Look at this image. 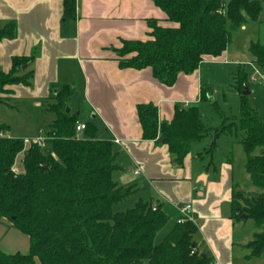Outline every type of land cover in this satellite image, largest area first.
I'll use <instances>...</instances> for the list:
<instances>
[{
  "label": "trees",
  "instance_id": "trees-1",
  "mask_svg": "<svg viewBox=\"0 0 264 264\" xmlns=\"http://www.w3.org/2000/svg\"><path fill=\"white\" fill-rule=\"evenodd\" d=\"M151 1L175 27L150 22V41L124 42L117 54L122 69H151L154 78L169 88L181 74L193 75L206 57L220 58L231 46L234 33L250 23L263 22V5L255 0ZM76 13L77 0H64V19L76 20ZM16 35L15 23L0 28V42ZM247 52L251 63L264 72V44L251 42ZM31 63L32 58L17 57L9 73L0 71V106L7 104L3 97L10 94L8 88L31 85ZM250 78L247 69L238 66L234 88L241 98L240 117L217 130L203 124L196 106L177 109L170 124H160L154 105L138 107L144 140L166 146L181 167L192 146L212 132L215 141L207 152L209 166L223 135L233 129L241 135L244 170L256 191L246 194L234 188L231 219L252 221L258 231L246 246L251 251L246 260L264 256V120L244 95L245 87L250 91ZM73 95L64 87L48 106L56 119L42 133L44 147L9 138L5 133L11 128L0 125V223L9 222L30 239L28 254L8 255L0 248V264H212L210 255L198 248L199 228L194 221L178 223L156 245L158 233L170 221L162 207L139 202L125 213H114L117 205L138 190L114 181L119 167L112 144L98 138L93 124L83 137L76 138L79 117L67 113ZM206 100L203 91L202 101ZM229 163L234 167L233 157Z\"/></svg>",
  "mask_w": 264,
  "mask_h": 264
},
{
  "label": "crops",
  "instance_id": "crops-1",
  "mask_svg": "<svg viewBox=\"0 0 264 264\" xmlns=\"http://www.w3.org/2000/svg\"><path fill=\"white\" fill-rule=\"evenodd\" d=\"M76 16L73 21L64 19V0H0V28L11 23L17 28L15 39L0 42V71L9 73L13 59L19 57L32 58L33 72L30 86L8 88L7 104L2 106L13 109V104L24 103L48 111L55 93L69 87L74 93L69 107L79 123L88 126L91 123L80 118L90 117L98 138L112 144L119 167L114 181L138 190L132 197L135 206L144 202L162 207L170 218L168 234L182 219V209L190 206L199 228V250L216 264H236L239 226L231 219L234 167L225 161L217 166L214 160L209 166L193 152L197 143L184 166H178L166 146L144 140L138 116L139 106L154 105L160 124H170L177 109L199 107L203 91L208 93L204 68L230 63L228 50L220 58L206 57L193 75L181 74L169 88L154 78L151 69H122L117 54L124 42L150 41V22L175 27L153 1L77 0ZM237 61L233 63L238 68ZM0 248L8 255L28 254L30 239L3 221Z\"/></svg>",
  "mask_w": 264,
  "mask_h": 264
},
{
  "label": "rangeland",
  "instance_id": "rangeland-1",
  "mask_svg": "<svg viewBox=\"0 0 264 264\" xmlns=\"http://www.w3.org/2000/svg\"><path fill=\"white\" fill-rule=\"evenodd\" d=\"M255 1L261 2L264 8V0ZM258 41L264 44V20L260 23H250L245 28L233 34L231 46L226 54L230 63L225 65L215 64L204 68L203 87L208 90V100L201 102L198 108L202 122L206 127L217 130L222 128L224 123L229 125L240 117L241 98L234 88V75L237 70L236 64L233 63L235 60H239L237 61L240 62L238 66L247 69L250 74L249 100L253 108L258 111L260 117L264 120V80L262 81L261 76L255 74V70L251 67V62L245 64L250 61V56L247 52L248 45L251 42ZM133 57V55L128 56L126 59L130 60ZM3 99L7 98L3 97ZM12 106L13 109L0 106V125L11 128L10 131L5 133L9 138L37 139L38 136L41 135L40 132L43 133L47 131L56 119V116L46 111L47 109L45 108L37 109L33 106H27L24 103L19 105L13 104ZM68 108L70 109V107ZM80 120L81 122L93 123L90 117H88V119L80 118ZM83 136L84 134L82 137ZM214 141L215 132H212L210 136L197 143L193 152L201 155V159L206 162L209 161L210 164L211 158L210 154L208 155L207 152L210 150ZM240 143L241 135L235 129H233L231 133L223 135L217 142L218 149L213 153V160L217 164L220 161H225L230 165L229 160L233 157L236 191L252 194L256 189L252 186L244 170L245 156ZM21 161L22 156L18 157V162ZM217 166H219V164ZM134 207L135 202L134 199L131 198L125 201V203H121V205L115 209V213L117 214L120 211L125 213ZM237 224L239 227H237L235 233L236 264H264V256L253 260L254 262H246V258L251 255V251L247 250L246 246L253 241L254 234L258 232L255 224L252 221H243ZM168 229V226H166L158 233L155 240L156 245H160L164 241L169 232ZM198 239L197 235L196 241H198Z\"/></svg>",
  "mask_w": 264,
  "mask_h": 264
},
{
  "label": "built area",
  "instance_id": "built-area-1",
  "mask_svg": "<svg viewBox=\"0 0 264 264\" xmlns=\"http://www.w3.org/2000/svg\"><path fill=\"white\" fill-rule=\"evenodd\" d=\"M253 69L255 70V74L261 76V79L263 81L264 80V72H262L260 69H258L256 67H254ZM75 130H76V138L80 139L82 137V135L84 134V132L87 130V125L77 123ZM45 142H46V139L43 136V134H41V136H39L37 139H34V140H29V139L24 140V143L26 146L37 145L40 147H44ZM139 174H140L139 170L134 171L135 176H138ZM186 220L193 221V216L191 213V207L190 206H187V207L182 209V219L179 221V223L184 222ZM212 264H216V263L213 262Z\"/></svg>",
  "mask_w": 264,
  "mask_h": 264
},
{
  "label": "water",
  "instance_id": "water-1",
  "mask_svg": "<svg viewBox=\"0 0 264 264\" xmlns=\"http://www.w3.org/2000/svg\"><path fill=\"white\" fill-rule=\"evenodd\" d=\"M24 70H25V69H24ZM55 94H57V92H56ZM244 95H245V96H249V95H250V92H249V90H248V87H245ZM67 113H68V114L71 113V110H70L69 108H67ZM226 155H227V153H226ZM239 192H240V191H239ZM156 210H157V208H156ZM243 218L246 220V219H247V216H243Z\"/></svg>",
  "mask_w": 264,
  "mask_h": 264
}]
</instances>
